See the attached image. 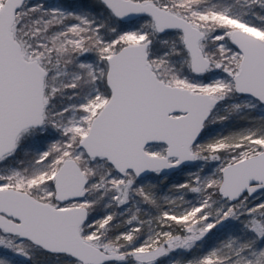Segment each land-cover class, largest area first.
I'll list each match as a JSON object with an SVG mask.
<instances>
[{
  "label": "snow or ice",
  "instance_id": "snow-or-ice-1",
  "mask_svg": "<svg viewBox=\"0 0 264 264\" xmlns=\"http://www.w3.org/2000/svg\"><path fill=\"white\" fill-rule=\"evenodd\" d=\"M0 264H264V0H0Z\"/></svg>",
  "mask_w": 264,
  "mask_h": 264
}]
</instances>
